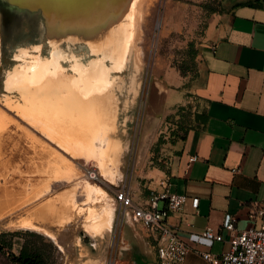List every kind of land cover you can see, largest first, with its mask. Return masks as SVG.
<instances>
[{
	"label": "rangeland",
	"instance_id": "1",
	"mask_svg": "<svg viewBox=\"0 0 264 264\" xmlns=\"http://www.w3.org/2000/svg\"><path fill=\"white\" fill-rule=\"evenodd\" d=\"M221 2L222 0H151L146 15L142 13V32L136 50L132 51L122 69L113 71L109 78L112 81L109 87L118 110L116 131L109 133L108 138L116 139L120 144L115 177L110 181L101 175L96 162H85L63 149L28 123L15 109L7 106V103L21 102L17 92L9 94L6 91L8 75L23 66L24 61L30 60L32 57L29 54L38 52L42 61H49L53 48L46 36L41 10L21 9L0 0V114L8 119V124L0 135L1 194L10 201L25 200L24 197L35 194L42 180L37 168L41 163H50L48 161L54 157V161L61 159L64 163L73 165V168L80 170L82 180L105 191L113 210L110 233L106 236L103 233L109 229L94 236L88 234L84 230L82 217H74L62 227L51 221H36L35 206L71 189V184L56 185L51 182L50 193L0 220V234L20 233L11 238L12 252L15 255H18L20 246L25 241L34 242L37 246L51 242L57 249V253L51 258L55 264H125L116 257L123 226L117 221L119 208L113 196L123 187L129 188L135 196H144L149 184L148 174L162 168L165 170L168 166L170 145L177 137H182L188 124H180V115L175 116V113L165 119V124H155L152 117L157 116L156 109L160 104V98L155 94L163 75L171 69L177 72L184 69L185 76L180 72L179 74L186 80L185 87H189L197 67L196 58L193 60L192 55L194 52L198 54L207 19L213 14L211 11H220ZM20 49L25 50L26 55L21 54L22 58H15ZM60 51L65 55V59H60L61 78L79 77L85 70H92L94 63L102 59L100 54L91 53L87 46L78 43H75V48L61 45ZM70 52L75 56L74 61L66 58V55L71 56ZM138 60L140 64L136 69L133 63ZM105 66L108 68L109 62ZM65 94L62 92V96H66ZM88 168L97 171L99 181H90L85 177V170ZM75 196L82 201L80 193ZM25 221L41 231L22 228ZM108 226L109 221L105 229ZM26 232L41 236L43 241L24 235ZM0 264H11L7 255L0 254Z\"/></svg>",
	"mask_w": 264,
	"mask_h": 264
},
{
	"label": "crops",
	"instance_id": "2",
	"mask_svg": "<svg viewBox=\"0 0 264 264\" xmlns=\"http://www.w3.org/2000/svg\"><path fill=\"white\" fill-rule=\"evenodd\" d=\"M196 62L189 87L177 70L165 72L152 121L165 124L187 106L201 118L192 117V127L171 143L165 170L148 174L147 193L133 196L140 203L151 191L184 195L185 204L168 225L191 250L184 264H210L201 254L221 256L229 250L223 223L232 217L237 232L246 230L252 225L253 203H264V0H222L220 11L207 19ZM190 158L195 160L188 163ZM60 195L43 204L58 205ZM193 199L198 200L196 209ZM76 202L81 206L80 199ZM112 216L104 236L110 233ZM206 229L222 234L223 241L194 243L192 237ZM155 247V238L127 219L116 257L125 264H157Z\"/></svg>",
	"mask_w": 264,
	"mask_h": 264
},
{
	"label": "bare ground",
	"instance_id": "3",
	"mask_svg": "<svg viewBox=\"0 0 264 264\" xmlns=\"http://www.w3.org/2000/svg\"><path fill=\"white\" fill-rule=\"evenodd\" d=\"M11 6L30 11L41 10L52 46L51 59L42 61L37 54L8 75L7 93L17 92L21 102L7 103L42 134L85 162L97 163L101 175L113 180L119 162L120 144L108 138L116 131L117 102L110 90L111 73L120 71L139 44L142 13L147 12L151 0H5ZM146 15V14H145ZM144 17V15H143ZM145 21V20H144ZM1 23V16H0ZM143 28V27H142ZM75 43L87 46L91 53L100 54L92 70L79 77H60V59H65L60 46L75 48ZM39 50V47L36 48ZM26 51L20 49L15 58ZM67 59L74 61L70 52ZM109 62L107 68L105 63ZM140 61L133 63L138 68ZM78 71V70H77ZM65 92L66 96H62ZM9 93V94H10ZM55 104V105H53ZM3 113V112H2ZM8 119L0 114V135ZM57 158V157H56ZM41 163V176L36 193L25 200H6L0 190V220L22 210L29 202L51 192L52 184H71V189L60 195L59 204L53 201L41 204L34 211V219L51 221L58 227L82 217L84 230L98 234L108 224L112 214L106 193L98 186L82 180L80 170L61 159ZM33 164V163H30ZM4 176V175H1ZM76 193L83 196L77 205ZM2 198V200H1ZM99 203L95 208L93 203ZM24 229L41 231L25 221Z\"/></svg>",
	"mask_w": 264,
	"mask_h": 264
},
{
	"label": "built area",
	"instance_id": "4",
	"mask_svg": "<svg viewBox=\"0 0 264 264\" xmlns=\"http://www.w3.org/2000/svg\"><path fill=\"white\" fill-rule=\"evenodd\" d=\"M195 159L190 158L188 163ZM85 177L97 182L99 175L93 168L85 170ZM114 199L118 204L117 221L122 227L127 219L140 226L156 240L157 264H184L191 252L189 246L178 236L175 229L168 225V218L179 213L186 202L184 195L170 193L168 190L149 192L144 201L136 203L129 188L116 191ZM198 200L193 199L192 206L197 208ZM252 225L243 231L235 229V219L230 217L222 225L228 233L229 250L221 256L203 253L201 257L210 264H264V203L254 202L249 211ZM192 241L205 246L222 242L223 236L211 229L193 236Z\"/></svg>",
	"mask_w": 264,
	"mask_h": 264
},
{
	"label": "trees",
	"instance_id": "5",
	"mask_svg": "<svg viewBox=\"0 0 264 264\" xmlns=\"http://www.w3.org/2000/svg\"><path fill=\"white\" fill-rule=\"evenodd\" d=\"M215 12V11H211ZM196 52L193 53L192 59L194 60L196 58ZM179 72L182 76H185V70L179 69ZM188 96V95H187ZM180 115L179 123L187 125V128L184 129L185 132L192 127V120L194 119H200L201 115H193L191 112V108L189 106L187 107H179L177 109V112L175 114ZM192 115V116H191ZM168 118V117H167ZM160 144V141L158 142V145ZM161 171H164V169H160ZM19 232H12V233H1L0 234V254H5L8 257V260L11 264H55L54 261H52V256L57 253L56 247L51 242H46L42 244V246H37L34 244V242L25 241L21 244L20 250L18 255H15L12 252L13 248V242L11 240L12 237L18 236ZM24 235L28 237H33L38 239L39 241H43L42 237L39 235H36L35 233L26 232Z\"/></svg>",
	"mask_w": 264,
	"mask_h": 264
}]
</instances>
